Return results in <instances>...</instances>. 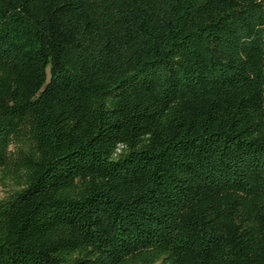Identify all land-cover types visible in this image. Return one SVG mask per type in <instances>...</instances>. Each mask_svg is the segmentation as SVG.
Masks as SVG:
<instances>
[{
  "label": "trees",
  "instance_id": "1",
  "mask_svg": "<svg viewBox=\"0 0 264 264\" xmlns=\"http://www.w3.org/2000/svg\"><path fill=\"white\" fill-rule=\"evenodd\" d=\"M0 264H264V0H0Z\"/></svg>",
  "mask_w": 264,
  "mask_h": 264
},
{
  "label": "rangeland",
  "instance_id": "2",
  "mask_svg": "<svg viewBox=\"0 0 264 264\" xmlns=\"http://www.w3.org/2000/svg\"><path fill=\"white\" fill-rule=\"evenodd\" d=\"M7 193V190L4 186L0 185V197H3ZM157 264H161L160 262Z\"/></svg>",
  "mask_w": 264,
  "mask_h": 264
}]
</instances>
